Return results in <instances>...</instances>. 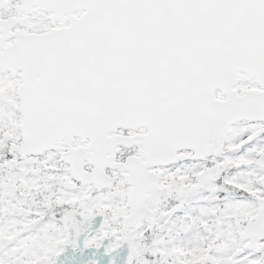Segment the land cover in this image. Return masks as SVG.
I'll use <instances>...</instances> for the list:
<instances>
[{
  "label": "snow or ice",
  "instance_id": "6c2138e0",
  "mask_svg": "<svg viewBox=\"0 0 264 264\" xmlns=\"http://www.w3.org/2000/svg\"><path fill=\"white\" fill-rule=\"evenodd\" d=\"M0 264H264V0H0Z\"/></svg>",
  "mask_w": 264,
  "mask_h": 264
}]
</instances>
